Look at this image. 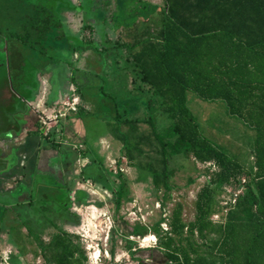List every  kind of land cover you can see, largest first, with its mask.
<instances>
[{"label": "trees", "instance_id": "16d2710c", "mask_svg": "<svg viewBox=\"0 0 264 264\" xmlns=\"http://www.w3.org/2000/svg\"><path fill=\"white\" fill-rule=\"evenodd\" d=\"M46 1L48 8L36 9L31 30L25 34L24 43L33 50L42 48L40 40H45L53 28H63L59 8H81L88 13L94 2L84 0L82 8L69 0ZM115 1L118 8L115 16L120 24L130 25L134 36V42L128 45L133 62L128 69L138 86L133 103H139L146 93L151 95L149 100L145 99L151 134L130 141L121 133L120 125H133L134 119H123L119 112L115 117L114 133L123 143L128 159H135L133 151L144 155L143 144L158 141L161 159L147 164L142 161L138 166L152 175L155 187L168 192L173 175L170 157L192 155L197 162H213L218 167L197 196L193 222L183 220L184 207L176 203L171 212V231L160 235V223L150 229L159 238L157 251L163 254L166 264H264V0H163L162 6L140 1V9L132 7V0H105V3L111 5ZM151 26H155V35L149 32ZM73 42L74 53L100 52L96 44L79 39ZM190 93L208 103H223L229 118L243 126L244 134L252 133L250 153H244L239 144L229 153L209 140L201 132L191 108ZM129 105L130 102L126 106ZM160 119L170 124L161 130ZM249 156L254 161L248 162ZM242 175L249 180L243 185L244 193L228 213L226 222L215 225L210 218L216 211L217 195ZM74 187V179L58 187L63 198L59 212L78 225L80 218L70 212ZM86 194L77 191L76 202L81 203ZM123 195L122 189L117 192L118 199ZM27 230L29 237L37 235L32 226ZM150 230L137 226L131 235L146 236ZM196 232L204 241L202 244L196 240ZM211 234L218 238H210ZM39 246L48 264H87L81 246L63 230L49 244ZM139 250L133 252L129 248L137 260L143 259L137 256L140 253H149L147 259H152L156 251Z\"/></svg>", "mask_w": 264, "mask_h": 264}, {"label": "rangeland", "instance_id": "374dc122", "mask_svg": "<svg viewBox=\"0 0 264 264\" xmlns=\"http://www.w3.org/2000/svg\"><path fill=\"white\" fill-rule=\"evenodd\" d=\"M69 1L76 7L83 8L84 0ZM93 1V8L88 9V13L81 8L74 10L59 8L63 28L60 30L53 28L52 32L46 35L45 40H40L39 46L42 48L33 50L27 47L30 44L24 43L25 34L31 30V20L37 15L36 9L43 10L44 6L48 8L47 1L0 0V36L3 40L4 38L7 40V49L11 50L12 37H14L15 43L26 49L25 53L30 49L31 60L39 63L42 67L52 68L55 66V68L60 69L59 65H62V71L65 73L62 78V87L67 84L72 86L70 77L72 70L77 71L86 67L87 77H82V79L87 82V86L80 89L79 84H75L73 88L69 87L63 96L67 102H72L73 93L85 94V96L92 97L89 104H94V106H89L91 114H88L87 119L84 120L85 129L88 131V137L84 141L85 148H78L80 157L85 154L88 155L87 166L83 168L84 162L79 161V157L76 155V158L70 161L68 168L70 172H66L67 177L71 180L74 179L75 175L78 176V179H74V188L87 193L86 198L81 203L74 202L70 211L80 218L79 224L69 228L66 226L63 215L55 216L53 219V213L46 210L42 212L44 219L52 220L56 227L51 226L52 224L49 225V222L46 223L44 228L47 230L39 233L40 238H42L36 242L34 241V234L29 237L28 230L22 227L21 246L26 247V256L21 258V252H18L15 247L12 249V253L10 252L8 255L10 259L11 255L17 257L18 262L6 263L0 260V263L48 264L39 245L42 243L49 244L57 232L63 230L73 237L75 244L81 246L87 257V264H166L165 257L156 249L159 238L150 229H154L160 223V235L164 236L165 232L171 231V212L176 203H181L184 207L183 220L186 223L193 222L196 216L197 196L205 184L209 182L210 174L218 171V167L213 162L200 163L192 155L188 158L183 155L172 156L169 158V169L173 171V175L170 178L171 190L168 192L163 187H155L152 175L138 166L139 162L142 161L147 164L161 159L158 141H154L152 145L143 144L144 155L141 156V153L133 151L135 159L133 161L128 159L123 143L116 138L114 133L115 117L119 112V116H122L123 119H134L133 125L124 123L120 125L121 133L127 135L130 141L138 140L141 135L151 134V126L148 122L150 113L145 102V99L149 100L148 97L151 95L143 94L144 99L141 98L137 104L133 103L132 97L134 94L137 95L135 90L138 86L134 84L135 76L130 70L133 62L129 56L128 45L134 42V36L130 30V25L126 22L120 24L117 16H115L118 14L116 1L111 5L106 4L105 0ZM132 1L135 2H133L132 7L138 9L142 6L140 1L147 2L150 6L163 5V0ZM126 10L127 7L123 8V12ZM141 28L144 29L143 26ZM155 31V26H151L149 32L155 35ZM31 36L32 39L36 38ZM77 39L96 44L100 52L89 50L83 52L84 56L81 57L82 52L74 53L75 50H73L76 48L73 41ZM5 52L7 54L8 50ZM85 54L87 55L85 56ZM66 70L69 71V75H67ZM15 74L14 69L10 68L5 80L9 81V91L11 90L13 94L18 95L21 94V89L17 87ZM44 74L48 75L45 77L47 78L45 79L47 85L45 86L46 89L40 88L39 98L42 99L46 95L48 100L52 91L53 77L50 72ZM73 77L74 80L78 81L77 72L74 71ZM141 88L146 91L148 89L147 87ZM3 89H0V94L4 95ZM189 97L190 99L196 98L193 93H190ZM197 100L200 99L197 98ZM200 101L199 104H191V108L200 125L201 132L209 140L218 144L221 149L229 150V153H232L231 148L236 147V144L242 146L244 153H250L252 133L244 134L243 126L238 123V120L229 118L224 104ZM129 102L128 108L126 105ZM66 107L69 108L70 106ZM31 110L41 120L39 116L42 113L36 112L35 106H31ZM44 122L46 123L43 125L46 127L48 124L46 117H44ZM169 124L166 119L159 120L161 130ZM3 127V121L0 119V132ZM101 137L106 140H103V145L99 146L98 142ZM250 161H254V158L249 156L248 162ZM8 162L16 164L17 155L13 153L12 156L8 157ZM161 168L160 166L159 169ZM44 179L47 178L44 177ZM248 181L246 175H242L230 185L223 187L221 193L216 197V211L210 218L212 223L221 225L226 222L228 213L235 207L237 200L245 191L243 185L247 184ZM121 189L124 195L118 199L117 192ZM76 208L78 212H76ZM137 226L145 227L150 231L146 236L131 235ZM195 238L199 244L204 242L197 232ZM210 238L215 239L218 236L211 234ZM129 248H132L133 252L140 251L139 249L156 251L152 259H147L149 253H140L137 256L143 259L137 260V258L132 257ZM36 253L42 257L37 258Z\"/></svg>", "mask_w": 264, "mask_h": 264}, {"label": "crops", "instance_id": "0c3cea01", "mask_svg": "<svg viewBox=\"0 0 264 264\" xmlns=\"http://www.w3.org/2000/svg\"><path fill=\"white\" fill-rule=\"evenodd\" d=\"M15 41L16 39L12 37L9 51L7 40L5 38L3 40L0 36V55L4 63L0 70V89L7 90L3 89L4 95L0 94V119L4 124L0 132V260L6 263L18 262L17 257L11 255L10 259L8 255L15 247L18 252H21V258L26 256V247L21 246L22 236L18 235L19 233L22 235L23 229L32 226L33 231L37 233L34 237L36 242L42 238L39 233L47 230L44 228L46 223L49 222V225L56 227L52 220L44 219L42 212L49 210V213H53V219L61 215L59 210L62 207L63 198L61 188L58 187L63 183L71 182V179L67 177V173L70 172L68 169L70 161L77 155L79 161L84 162L83 168L87 166L88 156L80 157L78 148H85L84 141L88 137V131L85 129L84 120L87 119L88 114H91L89 106H94L89 104L92 97L85 94L73 93V103L67 102L63 95L67 93L70 86L67 84L62 87V78L65 74L62 71V65H59L60 69L55 66L42 67L31 60L30 49L25 53L26 49L18 46ZM6 50H8L7 54ZM10 68L16 73L17 87L21 89V94L16 95L9 91V81L5 80V77ZM56 70L58 72L55 73ZM74 71L77 72L79 81L82 77H87V68L70 72L71 87L79 84L80 88H85L87 82L84 79L79 82L74 80ZM46 72L52 73L53 77L52 91L48 100L43 93V98H39L40 88L46 89L45 79L47 78L45 77L48 76L44 74ZM68 72L66 70V73ZM35 88H37L36 91H34ZM199 101L195 98L192 104H199ZM219 104L223 105V103ZM31 106H35L36 112L42 113L39 116L41 120L32 112ZM73 106L75 111H72ZM44 117L48 119L46 127L43 125L46 123ZM50 133L55 135L54 138L49 136ZM99 139L98 145L101 146L106 139L103 137ZM13 153L17 155L16 164L8 162V157ZM76 190L80 191L74 188L71 194L72 201L75 200L73 197ZM74 202L76 200L73 204ZM75 210L78 212L77 208ZM64 219L67 227L76 226L72 223L73 220L65 216Z\"/></svg>", "mask_w": 264, "mask_h": 264}, {"label": "flooded vegetation", "instance_id": "af4514ba", "mask_svg": "<svg viewBox=\"0 0 264 264\" xmlns=\"http://www.w3.org/2000/svg\"><path fill=\"white\" fill-rule=\"evenodd\" d=\"M3 62H2V58H1V55H0V70L2 69V67H3Z\"/></svg>", "mask_w": 264, "mask_h": 264}, {"label": "built area", "instance_id": "2783aa9c", "mask_svg": "<svg viewBox=\"0 0 264 264\" xmlns=\"http://www.w3.org/2000/svg\"><path fill=\"white\" fill-rule=\"evenodd\" d=\"M72 111H75V107L74 106L72 107Z\"/></svg>", "mask_w": 264, "mask_h": 264}]
</instances>
